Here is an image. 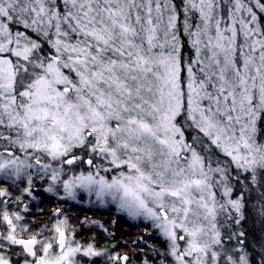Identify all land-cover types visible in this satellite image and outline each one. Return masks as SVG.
<instances>
[{
	"label": "snow or ice",
	"instance_id": "obj_1",
	"mask_svg": "<svg viewBox=\"0 0 264 264\" xmlns=\"http://www.w3.org/2000/svg\"><path fill=\"white\" fill-rule=\"evenodd\" d=\"M36 180L162 249L87 220L111 247L82 241L60 209L29 224ZM250 213L264 226V0H0V264H264Z\"/></svg>",
	"mask_w": 264,
	"mask_h": 264
},
{
	"label": "trees",
	"instance_id": "obj_2",
	"mask_svg": "<svg viewBox=\"0 0 264 264\" xmlns=\"http://www.w3.org/2000/svg\"><path fill=\"white\" fill-rule=\"evenodd\" d=\"M46 187L44 181L36 180L35 198L26 197L24 200L29 211L22 212V214L29 224L33 226L46 224L52 219L53 210L60 209L62 215L67 216L69 223L77 229V238L82 241H86L89 236L96 235L102 243H105V246L111 247V244L103 240L102 229L96 224H85L84 222L87 220L95 221L107 228L108 232L112 234L109 239L121 252H131L135 247L133 241L141 236L147 240L149 245L162 249L160 239L155 234V230L151 228L149 221L143 218L133 219L113 204L102 206L93 195H89L87 192L80 191L76 199H60L56 195L46 192ZM9 191L13 195L19 194L14 188H9ZM241 227L248 233L249 242L258 248L257 240L261 235H264V232L261 231L264 226L260 221L250 213L247 221L242 222ZM150 233L151 235H149ZM122 242H126L128 247H125ZM16 258L18 257H14V259Z\"/></svg>",
	"mask_w": 264,
	"mask_h": 264
},
{
	"label": "rangeland",
	"instance_id": "obj_3",
	"mask_svg": "<svg viewBox=\"0 0 264 264\" xmlns=\"http://www.w3.org/2000/svg\"><path fill=\"white\" fill-rule=\"evenodd\" d=\"M93 196L95 197V195L93 194ZM96 198V197H95ZM108 200V198H105V202H102V201H99L98 200V202H99V204L100 205H108V204H113V205H115V206H117L116 204H114V203H110V202H106ZM118 207V206H117ZM85 259H87V258H85Z\"/></svg>",
	"mask_w": 264,
	"mask_h": 264
}]
</instances>
